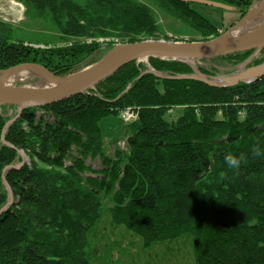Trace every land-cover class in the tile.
<instances>
[{
    "label": "trees",
    "instance_id": "trees-1",
    "mask_svg": "<svg viewBox=\"0 0 264 264\" xmlns=\"http://www.w3.org/2000/svg\"><path fill=\"white\" fill-rule=\"evenodd\" d=\"M156 1L204 40L218 35L192 4ZM211 1L232 6L240 18L253 3ZM23 2L49 16L70 42L34 49L0 37V71L36 64L65 76L105 56L95 43L100 38L159 39L154 14L135 0ZM254 52L225 58L241 61ZM149 63L169 78L132 63L87 93L23 109L10 125L0 115V264H89L87 234L107 200L114 223L146 246L190 234L197 264H264V156L253 151L264 149V76L217 88L173 79L193 74L185 63ZM253 63H264V49ZM126 110L137 114L127 125V147L109 155L101 123ZM19 150L46 168L35 161L9 167ZM228 154L243 158L238 170L227 165ZM95 159L102 168L88 164Z\"/></svg>",
    "mask_w": 264,
    "mask_h": 264
},
{
    "label": "rangeland",
    "instance_id": "rangeland-1",
    "mask_svg": "<svg viewBox=\"0 0 264 264\" xmlns=\"http://www.w3.org/2000/svg\"><path fill=\"white\" fill-rule=\"evenodd\" d=\"M75 1L80 4H85L86 2V0ZM135 1L146 5L154 14L156 25L158 26V40L175 42L207 41L195 29L162 10L156 0ZM13 3L15 4L14 6ZM191 8L218 28V35L212 36L208 40L230 31L242 19L239 17L240 13L236 9L225 11L202 4H192ZM249 9H251L252 13L256 14V18L251 22L258 24L263 21L264 0H253ZM245 28L247 30V27ZM0 37L9 43L24 45L34 49L61 48L70 42L62 36L49 16H38L34 10L25 6L23 0H0ZM74 41L84 42L83 40ZM85 42L92 43V40ZM95 43H98L105 52L108 50L106 54L122 44L117 38H100L99 40H95ZM260 54L261 52H254L250 57L241 61L228 60L223 57L217 59L187 60L182 63L189 65L193 70V74L198 71L207 78L221 82L220 80L223 78L230 79L242 72L263 65V63L259 65L253 63L254 59L260 58ZM94 59H97V55L94 56ZM137 64L145 66L148 70L152 69L149 60H143ZM18 68L17 66L12 69ZM203 70L208 71L209 75L203 74ZM160 74L167 76L163 73ZM47 84L48 81L44 77L35 74L24 80H17L13 87H34L45 86ZM23 109L25 108L5 106L3 110L0 107V115L6 119L7 125H10L18 118ZM173 113L177 116L179 112L174 111ZM134 114L135 118L129 124L137 119V114ZM129 124L124 122L120 116L108 117L102 121L101 127L105 136L103 143L104 152L106 151L110 155L116 148L127 147V125ZM25 161L29 165H32L35 161L40 167L46 168V166L35 160L25 150L18 151L16 161L11 163L9 167H19L25 164ZM88 164L95 169L102 168L100 159L88 160ZM5 186L9 203H12L13 193L7 183H5ZM112 204L111 200H107L103 204L100 217L88 231L86 255L89 264H197L193 250V237L190 234L175 240L155 242L150 246H146L139 235L128 230L123 225L114 223L110 213Z\"/></svg>",
    "mask_w": 264,
    "mask_h": 264
},
{
    "label": "water",
    "instance_id": "water-1",
    "mask_svg": "<svg viewBox=\"0 0 264 264\" xmlns=\"http://www.w3.org/2000/svg\"><path fill=\"white\" fill-rule=\"evenodd\" d=\"M181 1L188 4H202L220 8L225 11L234 10L232 6L217 1ZM255 16L256 14L254 12L252 13L251 9H249L247 14L242 17L234 28L230 29V31H233V33L237 35L234 39L222 40V37L230 32L228 31L214 39L200 42L142 40L133 43H125L117 46L101 60L75 74L58 76L40 65H19L18 69L35 72L44 77L48 81V84L45 86L21 88L0 86V107L15 106L22 109L35 106H49L87 93L96 85L115 75L127 65L149 60L150 58L185 62L187 60L223 58L248 51L261 52L264 49V24L254 29L253 32L239 35L240 31L256 18ZM262 20L264 21V18ZM147 73H152L159 78H169L153 69L148 70ZM262 76H264V63L259 67L242 72L230 79L223 78L220 80L221 82L207 78L198 71L192 75L176 76L173 77V79L194 80L210 87L223 88L234 87L240 83H249ZM8 206L9 205H7L6 208H8Z\"/></svg>",
    "mask_w": 264,
    "mask_h": 264
},
{
    "label": "bare ground",
    "instance_id": "bare-ground-1",
    "mask_svg": "<svg viewBox=\"0 0 264 264\" xmlns=\"http://www.w3.org/2000/svg\"><path fill=\"white\" fill-rule=\"evenodd\" d=\"M15 4L13 3V6ZM264 24V21L258 23V24H254V22H249L246 27H247V30L246 28H243L241 31H240V34L241 33H249V32H253L254 29L262 26ZM237 35L235 33H233V31H230L228 32L226 35H224L222 37V40H230V39H234L236 38ZM36 73L35 72H31V71H24V70H20V69H13V70H8V71H5V72H1L0 73V86H3V87H13L14 86V83L21 79V80H24L25 78H28V77H32L34 76Z\"/></svg>",
    "mask_w": 264,
    "mask_h": 264
},
{
    "label": "clouds",
    "instance_id": "clouds-1",
    "mask_svg": "<svg viewBox=\"0 0 264 264\" xmlns=\"http://www.w3.org/2000/svg\"><path fill=\"white\" fill-rule=\"evenodd\" d=\"M254 154L256 156H264V149L260 148V146H256L254 149ZM242 157L241 156H236V155H233V154H228L226 157H225V161L227 163V165L229 166V168L231 169H236L238 170L241 166V163H242Z\"/></svg>",
    "mask_w": 264,
    "mask_h": 264
},
{
    "label": "built area",
    "instance_id": "built-area-1",
    "mask_svg": "<svg viewBox=\"0 0 264 264\" xmlns=\"http://www.w3.org/2000/svg\"><path fill=\"white\" fill-rule=\"evenodd\" d=\"M135 112L132 110H126L121 113V118L124 122L129 123L133 118H135ZM25 163H28L25 161Z\"/></svg>",
    "mask_w": 264,
    "mask_h": 264
}]
</instances>
